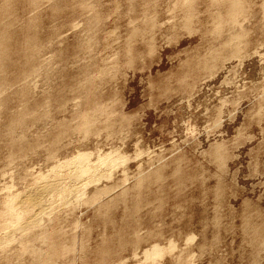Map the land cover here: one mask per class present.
Returning a JSON list of instances; mask_svg holds the SVG:
<instances>
[{
    "label": "rangeland",
    "instance_id": "1",
    "mask_svg": "<svg viewBox=\"0 0 264 264\" xmlns=\"http://www.w3.org/2000/svg\"><path fill=\"white\" fill-rule=\"evenodd\" d=\"M193 1L0 0V215L97 169L0 264H264V0Z\"/></svg>",
    "mask_w": 264,
    "mask_h": 264
},
{
    "label": "bare ground",
    "instance_id": "2",
    "mask_svg": "<svg viewBox=\"0 0 264 264\" xmlns=\"http://www.w3.org/2000/svg\"><path fill=\"white\" fill-rule=\"evenodd\" d=\"M195 1V0H194ZM193 1V2H194ZM206 1V0H205ZM212 1H214L215 2V0H212ZM217 1H219V3L222 1V2H226L227 4V7L225 8L226 9V16L228 15L229 17H231L232 19H236L238 16H239V14H241V13H239L240 12V10H242L243 8H242V5H244V4H242V0H217ZM149 2V1H148ZM151 2V1H150ZM189 2H191V1H189ZM218 3V4H219ZM183 4V3H182ZM181 4V5H182ZM194 4V3H193ZM192 3H191V5H190V7H189V10H187L188 9V7H187V9H185V10H187L186 11V19L188 20V21H190V20H192L191 18L192 17H194L193 16V14H194V8L192 9V5H193ZM146 5V4H145ZM176 5V4H175ZM180 5V6H181ZM187 5V4H186ZM194 6V5H193ZM186 8V7H185ZM242 8V9H241ZM193 10V13L191 12ZM188 11H189V13H188ZM239 13V14H238ZM238 15V16H237ZM223 16V15H222ZM227 16V17H228ZM229 17H228V19H229ZM218 18V17H217ZM219 19V18H218ZM231 19V20H232ZM217 21V20H216ZM233 21H235V20H233ZM220 22H222V21H220ZM224 22V21H223ZM217 23V22H216ZM219 23V22H218ZM190 25V24H189ZM9 36V35H8ZM3 38V37H2ZM1 38V39H2ZM1 41V40H0ZM28 43V42H27ZM1 46V45H0ZM2 47V46H1ZM0 47V48H1ZM3 48V47H2ZM5 50V49H4ZM2 52V51H1ZM2 53H4V51L2 52ZM5 54V53H4ZM2 55V54H1ZM0 58H2V56L0 57ZM4 58V57H3ZM5 59V58H4ZM2 60V59H1ZM1 80V79H0ZM92 85V84H91ZM90 85V86H91ZM1 86V85H0ZM2 91V90H1ZM45 105V104H44ZM87 116L88 115H85V120H86V118H87ZM17 119V118H16ZM88 119V118H87ZM19 120H21V119H19ZM18 120V121H19ZM15 122V121H14ZM87 122H88V120L87 121H85V122H83L84 124H83V126H82V128L83 129H86L87 128ZM19 123V122H18ZM15 125H16V123H15ZM22 126V125H21ZM82 129V130H83ZM76 156V155H75ZM103 159V158H102ZM71 160V159H70ZM69 160V161H70ZM101 161V160H100ZM89 163L90 162H87V159H86V161H85V157L84 156H80L79 155V157L78 158H75L73 161L71 160L70 162H68V164L67 163H64V164H61L60 163V165L58 164L57 166H59V167H57V169H56V167H55V172H56V170H58V168H62L64 165H66V166H64L65 168H67L68 170H69V172L67 171V172H65V169H60V170H58L56 173H55V176H53L54 178L53 179H46V178H44V180H43V182L45 181V179H46V182H44V183H41V185H39V187H35L34 189H33V191H32V193L30 194V195H28V196H26V197H24L23 199H20V201L19 202H17V203H14V200L12 199V200H8L7 202H5V208H6V213L5 214H7L8 216H9V219L10 220H8L9 222V225L10 224H15V223H18V226H19V228L17 229L16 228V230L18 231V232H21V231H23L24 229H26V226H25V228L24 229H20V228H22L26 223H29V222H26V223H24V222H22V223H24L23 225H22V227H20L21 226V224H19L22 220H24V218H26L25 216L26 215H30V217H29V219H30V224H32L34 227L36 226H39L40 224H39V222H41V220H42V216L44 215L45 216V214L47 213V212H49L50 213V209H52V210H54L55 208L54 207H56V206H65V205H67L69 202H71L70 200H71V198H75V199H78L79 197H81V196H84V192L82 193L81 192V185H80V183L82 184V182H80L82 179H83V177H85V176H87V175H89V174H91V173H93V172H95V171H97V169H94L93 170V167L91 168L90 167V165H89ZM103 165V164H102ZM96 167V166H95ZM53 171V172H54ZM53 174V173H52ZM95 174V173H94ZM92 175V174H91ZM43 177V176H42ZM49 177V176H48ZM39 181H42V180H39ZM38 181V182H39ZM84 189V188H83ZM82 191H84V190H82ZM30 193V192H29ZM83 194V195H82ZM20 198V197H19ZM82 199V198H81ZM69 200V201H68ZM82 203V202H81ZM4 204V203H3ZM59 204V205H58ZM54 208V209H53ZM57 209V208H56ZM5 210V209H4ZM4 214V215H5ZM4 215H3V217H4ZM6 215V216H7ZM48 215V214H47ZM7 216V217H8ZM2 217V215H0V233H1V231H3L5 228H7V226L8 225H2V221H1V219L3 218ZM40 218H41V220H40ZM8 219V218H7ZM6 222V221H5ZM11 222V223H10ZM43 222V221H42ZM26 225H29V224H26ZM15 226H17V225H15ZM14 226V227H15ZM27 227H29V226H27ZM33 227V228H34ZM29 228H32V226L31 227H29ZM20 229V230H19ZM43 229V228H42ZM26 230H24V232H25ZM46 231V230H45ZM27 232V231H26ZM47 232V231H46ZM42 238L43 239H41L40 238V236L38 237L39 238V240H46L47 241V239H49V237L47 238V239H44L45 237V233H44V231H42ZM24 234V233H23ZM38 236V235H37ZM48 235H46V237H47ZM7 243V242H6ZM42 243H43V241H42ZM48 243V242H47ZM27 244V243H26ZM36 247V246H35ZM53 248V247H52ZM73 248V247H72ZM49 249V248H48ZM163 247L162 248H160L159 246L158 247H154L153 246V248L151 249V250H149V252H148V250H147V253H145V255H146V257H149V258H156V257H162L163 256V253H164V251L163 250H165V249H163ZM39 251V250H38ZM37 251V253L34 251V255H35V257H37V264H50V259H49V255H50V252H47L48 254L46 255V258H43V257H41L42 255L39 253ZM41 251V250H40ZM42 251H43V249H42ZM166 251V250H165ZM44 252V251H43ZM42 252V253H43ZM53 252V251H52ZM146 252V251H145ZM40 255H39V254ZM60 253V252H59ZM44 255V254H43ZM150 260V259H149Z\"/></svg>",
    "mask_w": 264,
    "mask_h": 264
}]
</instances>
